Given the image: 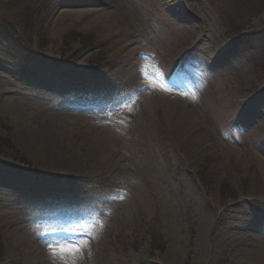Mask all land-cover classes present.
Segmentation results:
<instances>
[{"label":"rangeland","instance_id":"rangeland-1","mask_svg":"<svg viewBox=\"0 0 264 264\" xmlns=\"http://www.w3.org/2000/svg\"><path fill=\"white\" fill-rule=\"evenodd\" d=\"M37 6L63 65L0 55V264H264V78L210 1Z\"/></svg>","mask_w":264,"mask_h":264},{"label":"trees","instance_id":"trees-1","mask_svg":"<svg viewBox=\"0 0 264 264\" xmlns=\"http://www.w3.org/2000/svg\"><path fill=\"white\" fill-rule=\"evenodd\" d=\"M219 18L224 34L231 44L240 48L260 77L264 78V16L259 27L247 26L249 21L243 20L244 14H264V0H209ZM42 0H9L5 5L13 14L9 19L0 14V55L15 59L23 69L31 73L41 70H54L63 65V61L47 56L43 51L45 39L39 29L37 14ZM9 10V11H10ZM37 36V46L33 45V37ZM77 39L82 47L95 43L88 35H82L75 30L70 31L63 39L64 44ZM106 45L101 44L90 64L99 66L104 59Z\"/></svg>","mask_w":264,"mask_h":264},{"label":"bare ground","instance_id":"bare-ground-1","mask_svg":"<svg viewBox=\"0 0 264 264\" xmlns=\"http://www.w3.org/2000/svg\"><path fill=\"white\" fill-rule=\"evenodd\" d=\"M103 26L107 27L108 25L107 24H103ZM69 258V257H68ZM67 259V258H66ZM68 260V259H67ZM40 264H53V259L51 258H45L43 257L42 261Z\"/></svg>","mask_w":264,"mask_h":264},{"label":"snow or ice","instance_id":"snow-or-ice-1","mask_svg":"<svg viewBox=\"0 0 264 264\" xmlns=\"http://www.w3.org/2000/svg\"><path fill=\"white\" fill-rule=\"evenodd\" d=\"M70 251H76V249H71Z\"/></svg>","mask_w":264,"mask_h":264}]
</instances>
